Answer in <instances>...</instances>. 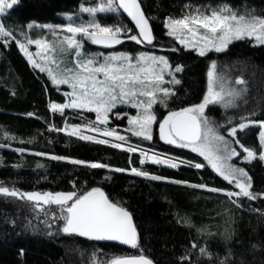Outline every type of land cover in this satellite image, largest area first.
<instances>
[{
    "label": "trees",
    "instance_id": "1",
    "mask_svg": "<svg viewBox=\"0 0 264 264\" xmlns=\"http://www.w3.org/2000/svg\"><path fill=\"white\" fill-rule=\"evenodd\" d=\"M96 1L19 0L1 20L14 28L16 34L30 22L63 24V15L75 13L79 6ZM139 2L150 18L156 39L148 46L124 40L116 45V50L131 53L152 50L168 56L173 67L178 63L184 65L183 72L176 74L181 83L173 87L175 97L169 101V108L155 107L157 121L163 119L169 109L201 102L212 59L217 60L218 71L231 82L242 76L246 81L242 86L247 89L232 107L210 105L206 109L221 134L226 135L230 120L235 124L250 112H254L251 118L264 119V45L244 39L232 42L224 52H210L208 57H200L167 36L164 27L166 17H179L187 11L186 4L218 6L225 3L240 12L254 10L256 15L264 16V0ZM96 19L106 25L123 24L134 28L120 12L101 13ZM64 101L49 77L30 67L15 42L6 45L0 41V186L41 193L102 187L110 198L132 212L139 246L133 248L122 242L65 234L53 225V218L34 209V202L0 194V264H107L117 256L139 255L141 250L154 264H213V260L215 264H224L225 260L229 264H264V197L242 200L243 207H239L221 193L174 182L184 180L188 184L204 183L233 190L216 175L204 179L200 175L204 173L191 168L174 170L140 163L137 154L82 140L68 131L58 132L55 129L65 127L66 123L85 125L93 119L91 112L65 109L62 115L50 110L51 102ZM115 123L122 125L123 121ZM238 135L247 146L258 148L256 126ZM130 141L142 146L156 143L157 148L165 152L170 151L167 147L172 148L157 137L156 129L153 143L136 138ZM55 156L69 159L57 160ZM77 159L106 163L110 167L93 169L72 162ZM236 163L251 176V191L264 193V164L259 156L250 162ZM132 167L148 172L149 176L132 173ZM117 168L127 170L119 172ZM153 176L168 179L155 180ZM193 242L207 247L212 258L201 256L198 248L191 247ZM185 255H191V260L182 261L180 257Z\"/></svg>",
    "mask_w": 264,
    "mask_h": 264
},
{
    "label": "snow or ice",
    "instance_id": "2",
    "mask_svg": "<svg viewBox=\"0 0 264 264\" xmlns=\"http://www.w3.org/2000/svg\"><path fill=\"white\" fill-rule=\"evenodd\" d=\"M19 0H0V15L13 9ZM187 9L179 17L168 16L165 18L164 27L167 36L178 41L185 49L197 53L200 57H208L210 52H224L233 41L253 38L256 45H264V16L256 15L253 11L240 12L228 4L218 6H201L186 4ZM126 13L134 22V28L123 24L106 25L96 19L97 12ZM80 11L89 14L92 19L77 24L73 22V14H68L69 22L63 25H40L52 31L54 36L60 37V31L68 33L63 35L55 43L44 38H31L21 28L20 35L23 40L15 35V29L7 26L0 20V41L4 44L15 42L20 51L24 53L28 61L40 72H46L54 85H68L71 92H66L68 97L64 103L51 102L49 107L52 112L64 114L65 109H87L95 113V121L85 125L65 124L63 128H56L58 132L68 131L82 140L96 141L108 144V139H99L95 135H82L81 128H89L93 133H101L104 137H113L115 148H125L126 137L115 128L109 127L110 114L118 104H130L137 109V114L127 117L130 131L137 137L145 140L153 139V124L157 122V114L154 106L162 105L169 108V101L174 99L175 90L166 86L165 76L171 77L169 84H180L176 74L184 70L183 64H173L166 55L139 52L133 55L129 52H113L109 55L83 54L85 39L95 45L112 47L121 45L124 40L134 41L137 44L152 45L156 37L153 34V26L141 8L139 0H102L95 6L81 5ZM35 23H29L28 29H32ZM59 29L60 31H57ZM29 45H35V53L29 51ZM73 57L72 67L60 65L63 57ZM35 57H39L37 60ZM55 65V68L52 67ZM244 78L237 77L232 83L230 78L218 71V62L210 61L207 71V90L200 103L191 104L178 109H169L163 119L159 121V137L169 144L178 145L181 148L190 149L198 153L207 161L216 173L229 184L235 185L239 191L224 188H211L214 192H223L229 199L236 197L232 202L243 207L239 198L256 200L264 197V193L256 194L252 189V178L244 167L232 163L233 157L242 158L244 161H252L257 156L264 160V119L241 117L232 124L228 122V135L221 134L218 125L206 113L210 105L222 104L225 108L236 105V100L242 98L246 88H237L235 85H245ZM27 115L32 116L33 113ZM116 116L121 113L116 112ZM253 126L258 128V148L247 146L242 142L238 132L250 130ZM55 128V125H50ZM7 135V134H6ZM231 137V140L229 139ZM14 139V137H13ZM125 142V143H122ZM240 149L238 151L237 147ZM19 152L25 149H17ZM128 152H136L137 148L127 146ZM44 156L46 153H39ZM145 159L154 163L169 165L178 168L179 163L171 157L162 158L158 155L148 156L143 153ZM57 160H66L69 157L55 156ZM78 165L90 166L93 169L109 168L106 163L73 160ZM140 163H144L141 160ZM180 163H185L181 160ZM196 169L205 167L204 163L187 161ZM127 169L117 168L116 171L124 172ZM130 171L139 176H149L146 171L132 167ZM152 179H168L163 176H153ZM177 184H188V181L176 180ZM75 185V182H73ZM205 189L209 186L204 183L192 185ZM0 194L11 197H19L22 200L34 202L36 209L44 210V205H57L60 208L59 215L52 213L53 219H61L60 231L65 234H78L95 240L119 241L133 248L139 246V234L133 220V214L122 203L110 198L102 187H91L84 191H58V192H22L15 188L0 186ZM260 212L261 209H254ZM50 227V225H49ZM205 231V229H201ZM198 248L201 256L212 258L207 247H201L196 242L191 245ZM180 259L191 260V255L181 256ZM107 264H154L153 259L141 254L132 256H117ZM213 264L215 261L213 260ZM224 264H229L225 260Z\"/></svg>",
    "mask_w": 264,
    "mask_h": 264
},
{
    "label": "rangeland",
    "instance_id": "3",
    "mask_svg": "<svg viewBox=\"0 0 264 264\" xmlns=\"http://www.w3.org/2000/svg\"><path fill=\"white\" fill-rule=\"evenodd\" d=\"M102 0H97L94 4H91V5H84V6H95V5H98L99 3H101ZM104 2H106V0H104ZM225 4V3H223ZM222 5V4H221ZM80 8L81 6H79V8L77 9V11L75 13H72L73 14V17H72V20L73 22L79 24L81 23L82 21L86 22L90 19H92L91 16H89V14L87 13H83L80 11ZM101 13H108V12H97L96 13V17L98 14H101ZM5 14V13H4ZM2 14V15H4ZM2 15H0V20H1V17ZM63 18H64V22L63 24H66L69 22L68 20V14H65L63 15ZM30 23H33V22H30ZM35 23V26L32 28V29H28L27 28V24L26 25V28H23V30L25 32L28 33V35L33 38V39H36V38H44V39H47L49 42L51 43H55L59 38H62L63 35H68V33L64 32V31H60L59 29H57V31H60V37H57V36H54L52 31H50L49 29L47 28H42L40 27V25H45V24H41V23ZM63 24H50V25H63ZM167 31V29H166ZM17 37L21 40L24 39L23 36L20 35V30H18L16 32ZM174 39V38H173ZM249 40L253 41V38H248ZM175 40V39H174ZM3 42V41H2ZM178 43V41H176ZM234 42V41H233ZM179 44V43H178ZM17 45V44H16ZM182 46V45H180ZM18 47V45H17ZM29 51L35 53L37 51V48L35 45H29ZM183 47V46H182ZM19 48V47H18ZM184 48V47H183ZM185 49V48H184ZM20 50V49H19ZM186 50H190V49H186ZM143 52H146V53H154L156 55H161V54H158L157 52L155 51H152V50H142ZM21 52V51H20ZM113 52H127V51H123V50H116V46H112V47H105L103 45H95V44H92L90 41H87L85 39V42H84V48H83V54L85 56H88L89 54H102V55H109ZM141 52V51H139ZM139 52H135V53H132L133 55H138ZM214 52V51H213ZM131 53V52H129ZM21 54L24 56V58L26 59V61L28 62V64L30 65L31 68H33L34 70H37L39 71V69L35 68L27 59V57L24 55L23 52H21ZM197 54V53H196ZM37 60H39V57H35ZM72 60H73V57H69V56H65L63 57V63L60 65L61 67V70L67 66V67H72L73 64H72ZM52 67L55 68V65H52ZM47 75L46 72H43ZM48 76V75H47ZM50 79V78H49ZM171 79V77L169 76H165V83H166V86H169V87H174V85L172 84H169L168 81ZM51 80V79H50ZM235 81V78L232 79V83H234ZM52 82V81H51ZM53 84V83H52ZM54 85V84H53ZM58 92L64 96L65 98V101H67L68 97L65 95L66 92H71V88L68 86V85H54ZM235 87L237 88H243L242 85H235ZM207 90V88H206ZM215 105H219L221 106L222 108H224V106L222 104H215ZM158 108H164L162 105H157ZM156 106H154L155 108ZM51 110V109H50ZM68 110H71V111H85V112H90L89 110L87 109H68ZM137 109H134L131 107L130 104H118L117 107L113 110V113L110 114V120H109V127H113V126H116V130L118 132H120L122 135H124L126 137L127 140L130 141L131 138H136V139H140V140H143V141H146V142H152V140H145L143 139L142 137H137L133 134V132H131L129 129H130V126L128 125V120H127V117L129 115H135L137 114ZM156 111V110H155ZM116 112H119L121 113V116H116L115 113ZM93 113V119L90 121V122H93L95 121V113L94 112H91ZM157 113V112H156ZM162 120V119H159L156 123L153 124V129L152 131L154 132V130L156 129V134H157V137H159V121ZM115 121H123V124L122 125H117L115 123ZM89 122V123H90ZM88 124V123H87ZM86 128V127H85ZM70 129V128H69ZM228 135V132L226 131V136ZM107 138H110V137H107ZM230 139V137H229ZM231 140V139H230ZM258 141H259V133H258ZM163 142L165 143L166 146H170L172 148H169L167 147L170 151L168 152H165V151H162L160 149L157 148V145L156 143L154 144H151L150 146H147V147H150L152 149H155V150H158L159 152L161 153H164L168 156H172V157H175V158H178V159H181V160H184V161H192L194 163H204L205 164V167L202 168V169H196L195 167L193 166H182L185 167V168H191L193 169L195 172L197 173H204V174H200L202 177H204V179H211L213 175H216L218 177L219 174L215 172V170H213L211 168L210 165H208L207 161L204 160L203 157L199 156L198 153H193L190 149H185V148H181L179 147L178 145H173V144H169L167 143L166 141L163 140ZM153 143V142H152ZM238 151H240V149L238 148V146H236ZM172 151V152H171ZM236 161L238 162H247V161H244L242 158H236V157H233L232 159V163H236ZM261 161L263 162L264 164V160L261 159ZM154 164H157V163H154ZM160 164H158L159 166ZM238 165V164H237ZM168 168V167H167ZM170 169V168H169ZM179 169V168H178ZM222 178V177H220ZM223 179V178H222ZM224 180V179H223ZM225 181V180H224ZM229 184L228 181H225ZM185 185H188L189 187H193L192 185H195V184H185ZM233 188L232 191H239V189L235 188V185L233 184H230ZM209 186V185H208ZM193 188H196V187H193ZM211 188H216V187H213V186H209L208 188H205V189H202V190H207V191H211L210 189ZM196 189H200V188H196ZM211 192H214V191H211ZM218 193H221L222 195H224L227 200H229L230 202H232L233 200H236L237 198L236 197H232L231 199H229L223 192H218ZM240 201L242 200H249L248 198H239ZM233 203V202H232ZM234 204V203H233ZM236 206H238L237 204H235ZM34 207V205H32ZM44 210H43V213L47 216V217H52V213L55 212L57 215H59V212H60V208L59 206L57 205H44L43 206ZM35 210L37 211H42L40 209H36L34 207ZM45 211H48V214H46ZM51 225V224H50ZM53 225L54 226H57V228H61L62 227V220L61 219H53Z\"/></svg>",
    "mask_w": 264,
    "mask_h": 264
},
{
    "label": "built area",
    "instance_id": "4",
    "mask_svg": "<svg viewBox=\"0 0 264 264\" xmlns=\"http://www.w3.org/2000/svg\"><path fill=\"white\" fill-rule=\"evenodd\" d=\"M112 128H115V129H116L115 126H113ZM68 131L70 132V129H69ZM80 131H81V134H82V135H85V134H87V135H95V136H97L99 139H108V140L110 141V143H108V145H111V146H113V147H114V144H115L116 142H118V141H116L115 138H113V137L107 138V137H104L101 133H93V132L90 131L89 128H85V127H83V128H81ZM95 142H96V141H95ZM122 143H125V142H122ZM129 144H130L131 146L137 148V151H136V152H129V153H130V154H137V155L140 157L141 160H144V163H151V164L154 163V162L151 161L150 159H145L143 153L146 152V153L148 154V156L158 155V156H160V157H162V158H169V157H171L174 161H176L177 163L180 164V166H179L178 168H180V167H182V166H192L191 164L187 163V161H185V163H180L181 159H178V158H175V157H172V156H168V155L163 154V153H161V152H159V151H157V150H155V149H151V148H147V147H141V146H138V145H135V144L129 143V142H126V143H125V148H123V149H121V150H125V151H127V146H128ZM117 149H118V148H117ZM127 152H128V151H127ZM183 161H184V160H183ZM160 166L172 168V167H170L169 165H164V164H160ZM178 168H172V169H175V170H176V169H178Z\"/></svg>",
    "mask_w": 264,
    "mask_h": 264
},
{
    "label": "water",
    "instance_id": "5",
    "mask_svg": "<svg viewBox=\"0 0 264 264\" xmlns=\"http://www.w3.org/2000/svg\"><path fill=\"white\" fill-rule=\"evenodd\" d=\"M120 13L127 19V21L133 26V27H135L134 26V22L131 20V18L130 17H128L127 16V14L126 13H123V11L121 10L120 11ZM144 45H147L148 46V44L147 43H145ZM115 242H119V241H115Z\"/></svg>",
    "mask_w": 264,
    "mask_h": 264
}]
</instances>
